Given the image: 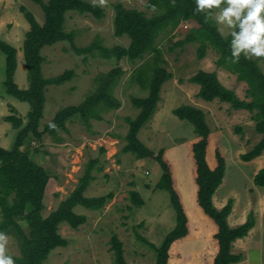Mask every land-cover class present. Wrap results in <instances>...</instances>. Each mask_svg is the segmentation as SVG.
I'll return each instance as SVG.
<instances>
[{"label": "rangeland", "instance_id": "374dc122", "mask_svg": "<svg viewBox=\"0 0 264 264\" xmlns=\"http://www.w3.org/2000/svg\"><path fill=\"white\" fill-rule=\"evenodd\" d=\"M43 1L47 3L49 0ZM85 1L102 7L105 17L98 20L91 15L68 13L65 29L67 32H75V44L78 47H87L96 41H100L106 48L129 47L128 37L117 38L114 35V5L118 2L128 9L145 12L148 16L155 12L147 8L149 0H103V3L101 0ZM21 8L32 13L40 24H44L45 20L43 9L32 0H0V39L10 42L18 50L24 47L30 30ZM188 31L189 27L186 26H180L176 30L169 28L157 40L156 44L162 50L174 78L163 86L158 112L142 129L139 139L155 155L166 150V158L175 172L176 186L186 207L193 210L196 208V188L193 182L191 145L197 136L190 123L181 121L173 114L176 108L194 106L205 113L212 130L209 160L213 161L215 147L219 145L225 154L226 164L229 163V167L226 166V184L216 201L221 202L226 198L225 190H228L230 184L237 185L234 190L237 194L244 188H251V177H254L257 170L264 168V156L251 163L242 160V156L252 151L262 139L256 132V124L249 112L237 111L219 100L206 102L198 98L200 87L191 83L190 79L200 70L216 72L220 82L233 90L240 99H247V84L240 82L227 69L217 66L221 54L212 45L208 46L207 56L203 60H198L199 43H192L184 48L175 47L176 42L185 38ZM228 36V30L225 29L224 37ZM42 56L45 58L42 66L44 78L58 77L68 70H73L75 76L62 86L48 87L41 129L60 110L80 105L95 93L98 90L97 79L102 75L117 68L124 71L113 90L114 97L121 103L118 110H104L101 113L102 120H92L90 127L77 115L67 122V132H59L58 138L62 142L46 136L42 143L30 139L24 147L31 158L51 175L44 199L45 218L72 194L91 161L99 160L98 167H103L104 170H93L96 179L88 187L85 196L98 198L114 194V199L101 211L75 208L77 214L87 216L88 222L78 230H73L66 224L61 225L60 234L69 241V246L55 250L44 264H115L110 250V240L114 234L124 244L128 264H156V251L139 238L160 247L165 237L175 229L177 213L169 192L156 187L163 176L159 163L151 157L138 160L133 154L122 152L127 145L128 119H135L140 113L134 108L132 98H145L149 93L138 81L137 70L150 66L154 55L149 54L144 60L134 63L127 59L118 61L115 57L104 59L97 55L85 59L75 55L70 44L58 43L44 48ZM252 60L259 64L264 73V58L253 57ZM6 68V56L0 50V146L11 150L17 139V131L5 118L13 114L16 107L18 111L14 114L26 123L31 106L8 95L5 87ZM24 77L28 88L27 68L23 57L15 75V80L18 78L17 84L22 85ZM5 125L10 129H5ZM132 191L140 194L144 201L142 207L135 206L130 200ZM19 223L28 231L24 220H19ZM210 233L204 228L199 235L195 233L190 241L174 246L170 264H209L208 261L214 254L207 252L208 258L201 251L207 248L206 240ZM8 236L10 254L20 257L18 240L11 234Z\"/></svg>", "mask_w": 264, "mask_h": 264}, {"label": "trees", "instance_id": "16d2710c", "mask_svg": "<svg viewBox=\"0 0 264 264\" xmlns=\"http://www.w3.org/2000/svg\"><path fill=\"white\" fill-rule=\"evenodd\" d=\"M32 1L41 6L45 20L44 24H40L25 8L20 10L30 25L23 47L28 89H21L15 82L18 69L17 49L0 39V50L6 56V91L8 95L31 106L26 123L14 114L16 111L5 118V121L11 123L17 131V139L11 150L0 147V212L2 215L0 231L13 235L19 242L21 256L14 257L16 264H44L55 250L69 246V241L60 234L61 225L66 224L73 230H78L88 222L87 216L77 214L75 208L101 211L114 199V194L98 198L85 196L88 187L96 179L93 170L95 168L98 171L104 170L103 167H98L99 160H94L87 164L84 175L79 179L72 194L48 217L43 216L46 209L44 199L51 175L31 158L29 151L24 150L26 143L30 139L42 143L46 136L62 142V139L58 138L59 132H67V122L75 116L79 115L90 127L92 120H102L101 113L104 110H118L121 103L114 97L113 90L118 83L117 79L124 73L121 68H117L109 74L102 75L97 79L98 90L95 93L87 97L80 105L60 110L54 119L41 129L48 87L62 86L75 76L73 70H68L58 77L44 78L42 66L45 58L42 56V51L58 43L70 44L75 55L85 59L97 55L104 59L115 57L118 61L127 59L134 63L144 60L149 54L154 55L150 66L137 70L138 81L148 89L149 93L145 98H132L134 108L140 113L135 119H128L127 145L122 152L133 154L138 160L154 158L163 170L162 179L156 187L169 192L177 213V225L165 237L160 247L147 242L144 238L139 239L156 251V264H170L173 247L191 235V222L181 193L176 186L173 166L166 158V150L163 149L155 155L139 139L142 129L158 112L163 86L174 78V73L169 70L162 50L156 44L157 40L169 28L176 30L180 26L189 27L185 38L176 42L175 47L184 48L189 44L199 43L198 60H203L207 56L208 46L212 45L221 54L217 66L227 69L236 75L240 82L247 84V99H240L233 90L226 88L220 82L216 72L200 70L190 79L191 83L200 87L199 99L206 102L219 100L231 105L237 111H247L251 114L252 121L256 124V132L262 136V139L252 151L242 156L245 162L264 156V73L255 60L245 59L243 55L238 63L232 62L230 36L222 37L217 31L215 20H211L210 17L206 21L204 13L195 11V0H149L147 8L155 10L152 16L137 9H128L120 2L116 3L114 5V35L117 38L128 37L130 45L113 48L103 47L100 41L87 47H78L75 44V32H67L65 29L67 15L70 12L91 15L98 20L103 19L105 11L99 5L85 0H49L47 3L43 0ZM173 114L181 121L190 123L197 136L196 141L191 145L193 182L196 188L195 203L216 228L212 241L216 243L218 252L213 264H237L243 257L232 252L233 244L238 239L248 236L255 227L254 214L251 213L242 226L236 228L229 226L228 217L232 212L233 201H229L222 210L217 209L213 203V198L225 177L226 157L221 147L216 145L214 159L212 162L209 160L212 130L206 115L194 106L178 107ZM51 124H55L56 127H50ZM254 184L264 188V168L254 177ZM130 195V200L135 206L144 205L137 191H132ZM19 220L27 223L28 231L20 225ZM110 245L114 263L128 264L124 244L118 235L114 234L111 237Z\"/></svg>", "mask_w": 264, "mask_h": 264}, {"label": "crops", "instance_id": "0c3cea01", "mask_svg": "<svg viewBox=\"0 0 264 264\" xmlns=\"http://www.w3.org/2000/svg\"><path fill=\"white\" fill-rule=\"evenodd\" d=\"M11 46H13V44ZM22 50H23V47L19 50L17 49V51H18V54H17V57H18L17 72L20 69V63H21L22 58L24 57V52ZM24 59H25V57H24ZM17 80H18V78L15 80L16 83H18ZM21 84L22 85H20V84H17V85L20 88L28 89L25 77L23 78ZM14 108H15L14 109L15 111H18V109L16 107H14ZM2 125H4V124H2ZM5 129H10V128L5 125ZM4 137H7V136L4 135ZM261 157H259V158H261ZM259 158H257V159H259ZM257 159H255V160H257ZM255 160H253V161H255ZM253 161H251V162H253ZM251 162H248V163H251ZM228 164L229 163H227V168L229 167ZM259 170H257L255 172L254 177L258 174ZM227 171L228 170H226L222 185L219 187V189L217 190V192L213 198V203H214L215 207L219 210H222L224 207L227 206L229 201H231V200L233 201L232 212L228 217V224L231 228H236V227H239V226H242L243 224H245L251 213H253L254 217H255V227L249 232L248 236H246L245 238H242V239H238L233 244L232 252L235 255H239V256L243 257L242 261L237 263V264H264V188L257 187V186H255V184H252V183H254V177H251V186H250L251 188H249V189L244 188L240 194H237L236 192H234L235 187H237V185L230 184V186L228 187V190H225V195H227L226 198H223V200H221V202H218V201H216L217 195L220 194V190L226 184ZM225 195H224V197H225ZM195 198H196V192H195ZM186 209H187V214H188V216L190 218V222H191V235L187 239H185L184 241H190L189 239L193 238V235L195 233H198V235H199L204 228L208 232H211L209 239L206 240V243L208 246L206 249H202L201 253L204 252V253H206V255H207V252H208V254L209 253L214 254L212 257H210V259L208 261L209 264H213L214 258L218 252V247H217L216 243L212 241V235L215 233L216 228L210 222V220L203 215L201 209H199L197 206L193 210L188 209L187 207H186ZM197 237H199V236H197ZM184 241L180 242V243H184ZM209 241H211V242H209ZM180 243H178V244H180ZM211 243H213L212 246L210 245ZM207 257H208V255H207Z\"/></svg>", "mask_w": 264, "mask_h": 264}, {"label": "clouds", "instance_id": "9594fccd", "mask_svg": "<svg viewBox=\"0 0 264 264\" xmlns=\"http://www.w3.org/2000/svg\"><path fill=\"white\" fill-rule=\"evenodd\" d=\"M195 5V11L204 13L206 21L214 18L222 37L228 30L233 63L242 55L245 59L264 58V0H195ZM9 243L8 234L0 231V264H16Z\"/></svg>", "mask_w": 264, "mask_h": 264}]
</instances>
